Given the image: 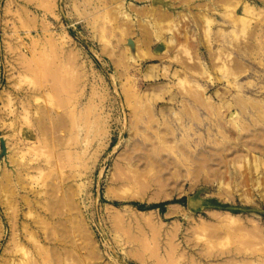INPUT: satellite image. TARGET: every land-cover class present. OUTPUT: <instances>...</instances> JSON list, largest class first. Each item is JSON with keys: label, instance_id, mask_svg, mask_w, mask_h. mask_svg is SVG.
Masks as SVG:
<instances>
[{"label": "rangeland", "instance_id": "1", "mask_svg": "<svg viewBox=\"0 0 264 264\" xmlns=\"http://www.w3.org/2000/svg\"><path fill=\"white\" fill-rule=\"evenodd\" d=\"M0 264H264V0H0Z\"/></svg>", "mask_w": 264, "mask_h": 264}, {"label": "trees", "instance_id": "2", "mask_svg": "<svg viewBox=\"0 0 264 264\" xmlns=\"http://www.w3.org/2000/svg\"><path fill=\"white\" fill-rule=\"evenodd\" d=\"M184 201H185V198H181V199H173V200L163 201V202L155 203V204H151V205H147V204H143V203H139V202H133L132 204L137 206L140 209H156V208H159V209L165 210L169 204L183 203Z\"/></svg>", "mask_w": 264, "mask_h": 264}, {"label": "bare ground", "instance_id": "3", "mask_svg": "<svg viewBox=\"0 0 264 264\" xmlns=\"http://www.w3.org/2000/svg\"><path fill=\"white\" fill-rule=\"evenodd\" d=\"M64 87H65V85H64ZM52 88H53V86H52ZM49 118V117H48ZM52 124V123H51ZM63 124V123H62ZM37 125L39 126V128H41L42 130L44 129V127H45V122H43V120H41V119H39L38 121H37ZM59 127H60V125H59ZM63 127V126H62ZM65 128V127H64Z\"/></svg>", "mask_w": 264, "mask_h": 264}]
</instances>
